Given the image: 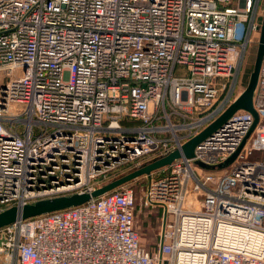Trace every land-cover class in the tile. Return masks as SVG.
Masks as SVG:
<instances>
[{
  "label": "built area",
  "instance_id": "1",
  "mask_svg": "<svg viewBox=\"0 0 264 264\" xmlns=\"http://www.w3.org/2000/svg\"><path fill=\"white\" fill-rule=\"evenodd\" d=\"M263 9L0 0V212L91 192L201 133L242 94ZM252 107L251 131L252 114L235 111L138 193L122 185L0 228V264H264V55ZM156 211L157 243L143 245L136 217Z\"/></svg>",
  "mask_w": 264,
  "mask_h": 264
},
{
  "label": "water",
  "instance_id": "2",
  "mask_svg": "<svg viewBox=\"0 0 264 264\" xmlns=\"http://www.w3.org/2000/svg\"><path fill=\"white\" fill-rule=\"evenodd\" d=\"M263 55L264 9L261 20L260 36L256 59L254 63V68L249 77L248 84L243 90L242 94L237 98V100L211 125L205 128L201 133L187 141L184 145L181 146V148L171 151L166 156L159 157L147 164H143L139 168L130 171L124 175H120L110 180L109 182L97 187L91 192L40 200L31 204H26L20 208L16 206L10 207L4 210L3 212H0V228L10 225L18 219H30L44 214L54 213L57 211H62L71 207L82 205L93 198L100 197L110 191L117 189L118 187L130 182L131 180H135L139 177L149 175L150 173L171 164L174 160H177L179 158H192L194 148L199 145L214 130H216V128H218L222 123H224L226 119H228L230 115H232V113L237 110H246L252 114L254 120L250 129L251 131L257 123V114L255 113L252 107V96L257 86L258 71ZM233 158L234 156L226 160L224 163L218 165L217 168H224L231 162ZM200 166L203 168H208V171H212L214 169L211 166Z\"/></svg>",
  "mask_w": 264,
  "mask_h": 264
},
{
  "label": "rangeland",
  "instance_id": "3",
  "mask_svg": "<svg viewBox=\"0 0 264 264\" xmlns=\"http://www.w3.org/2000/svg\"><path fill=\"white\" fill-rule=\"evenodd\" d=\"M259 36H260L259 32H256L252 35V39L247 49L246 58L244 60L243 68L240 74V80L238 84L239 89H245V87L248 84L250 74L252 73V70L254 68L256 53L258 49ZM155 159H157V156L152 155L151 157L149 156V157L142 158L139 163L142 166L143 164H147ZM192 166H193L195 173L197 174L208 171V168L206 167L203 168L200 165L193 164ZM135 169H136V166H134L133 168L127 167V168L121 169L119 170L120 171L119 173L114 174L112 177L108 178L107 181L105 182L102 181L100 183L104 184L108 182L109 180H112L120 175H124ZM146 182H147L146 179L143 178L142 176L128 185L131 187H134V190L136 191V193H138L141 190V188L146 184ZM156 221H157V217L155 220V217L150 218V216L146 215L144 212L137 215L136 222H135V229L138 231L141 243L143 245L157 243L158 226L156 224Z\"/></svg>",
  "mask_w": 264,
  "mask_h": 264
},
{
  "label": "crops",
  "instance_id": "4",
  "mask_svg": "<svg viewBox=\"0 0 264 264\" xmlns=\"http://www.w3.org/2000/svg\"><path fill=\"white\" fill-rule=\"evenodd\" d=\"M146 215H149L150 216V218H154L155 217V220H156V217L159 215V212L158 211H156L155 213H153V214H146ZM156 224H157V226H158V223H157V221H156Z\"/></svg>",
  "mask_w": 264,
  "mask_h": 264
},
{
  "label": "trees",
  "instance_id": "5",
  "mask_svg": "<svg viewBox=\"0 0 264 264\" xmlns=\"http://www.w3.org/2000/svg\"><path fill=\"white\" fill-rule=\"evenodd\" d=\"M143 178H144V176H143ZM138 179V178H137ZM137 179H135V180H137ZM135 180H131L130 182H128V183H126V184H130V183H132L133 181H135ZM126 184H124V185H126Z\"/></svg>",
  "mask_w": 264,
  "mask_h": 264
}]
</instances>
